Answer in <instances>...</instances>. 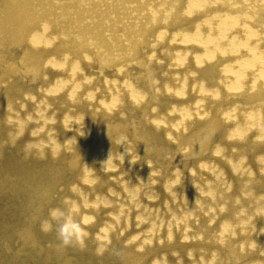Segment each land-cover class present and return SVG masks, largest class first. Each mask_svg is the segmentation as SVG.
Listing matches in <instances>:
<instances>
[{"label":"bare ground","instance_id":"6f19581e","mask_svg":"<svg viewBox=\"0 0 264 264\" xmlns=\"http://www.w3.org/2000/svg\"><path fill=\"white\" fill-rule=\"evenodd\" d=\"M0 196V264H264V0H0Z\"/></svg>","mask_w":264,"mask_h":264},{"label":"clouds","instance_id":"9594fccd","mask_svg":"<svg viewBox=\"0 0 264 264\" xmlns=\"http://www.w3.org/2000/svg\"><path fill=\"white\" fill-rule=\"evenodd\" d=\"M55 216V213H53ZM45 231L50 230V226L44 229ZM81 226L72 220L71 217L65 220V223L61 225L59 235L65 246L70 245L73 239H79L81 235Z\"/></svg>","mask_w":264,"mask_h":264},{"label":"rangeland","instance_id":"374dc122","mask_svg":"<svg viewBox=\"0 0 264 264\" xmlns=\"http://www.w3.org/2000/svg\"><path fill=\"white\" fill-rule=\"evenodd\" d=\"M6 211H5V205H4V202L2 201L1 199V196H0V225L2 224V218L5 219V215H6ZM0 233H1V229H0ZM9 244V243H8Z\"/></svg>","mask_w":264,"mask_h":264}]
</instances>
